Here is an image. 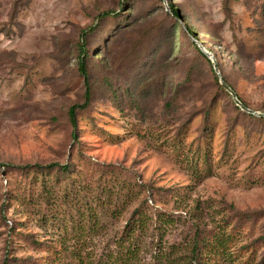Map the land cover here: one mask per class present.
Masks as SVG:
<instances>
[{
  "label": "rangeland",
  "instance_id": "obj_1",
  "mask_svg": "<svg viewBox=\"0 0 264 264\" xmlns=\"http://www.w3.org/2000/svg\"><path fill=\"white\" fill-rule=\"evenodd\" d=\"M220 78L264 113V0H0V264H264V117Z\"/></svg>",
  "mask_w": 264,
  "mask_h": 264
},
{
  "label": "trees",
  "instance_id": "obj_2",
  "mask_svg": "<svg viewBox=\"0 0 264 264\" xmlns=\"http://www.w3.org/2000/svg\"><path fill=\"white\" fill-rule=\"evenodd\" d=\"M167 9L171 12L172 16L175 19L181 20V17H180V14H179L178 10L175 9L174 5L171 2L167 3ZM114 15H117V13H114L113 11H104V12L100 13L99 15H97L96 20L101 22L104 19L110 18V17H112ZM93 30L94 29H93L92 26L90 28H88V29L83 30L80 33V40L77 43V51H78L77 68H78L79 74L83 77L84 87L85 88H84V93H83V99H84L83 103L81 105H73L68 110L69 122H70V125L72 127V130H73V133H74V134L72 133V135L74 137H75V131L77 130V111L78 110H84L89 105V102H90V99H91V89H90V85H89V78H88V72H87V66H86V61L88 59V54H87V51H86V48H85V40L87 39L89 34L93 32ZM185 30L192 38H194V39H196L198 41V37H197L195 32H193L188 27H185ZM195 48H196L197 52L201 55L202 58H204L209 64H212L211 61L208 59V57L206 55H204L199 50V48H198V46L196 44H195ZM216 67L218 68V64H216ZM214 79H215L216 82L218 81V76L216 74H214ZM223 80L232 89V87L225 81L224 78H223ZM237 98L246 107L245 103L239 97H237ZM52 167L53 168H58L59 170H61L63 172H67L68 171V167L66 165H48L46 168L47 169H51ZM39 168H41V167H39Z\"/></svg>",
  "mask_w": 264,
  "mask_h": 264
},
{
  "label": "water",
  "instance_id": "obj_3",
  "mask_svg": "<svg viewBox=\"0 0 264 264\" xmlns=\"http://www.w3.org/2000/svg\"><path fill=\"white\" fill-rule=\"evenodd\" d=\"M193 43H195L199 50L208 57V59L211 61L212 65H213V69L215 70V72L217 73V75L219 76V72L217 71V67H216V62L215 59L213 58V56L204 48V46L197 41L196 39L192 38ZM220 84L222 85V87L230 94V96L232 97L234 103L236 104L237 107H239L242 111H245L251 115H255L258 117H264V113H258V112H254L250 109H248L247 107H245L237 98L235 92L220 78Z\"/></svg>",
  "mask_w": 264,
  "mask_h": 264
}]
</instances>
